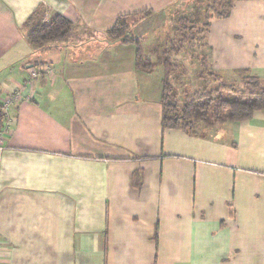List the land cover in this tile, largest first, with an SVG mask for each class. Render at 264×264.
Wrapping results in <instances>:
<instances>
[{"label":"crops","instance_id":"crops-1","mask_svg":"<svg viewBox=\"0 0 264 264\" xmlns=\"http://www.w3.org/2000/svg\"><path fill=\"white\" fill-rule=\"evenodd\" d=\"M182 1L0 0V264H264V112L163 128L169 73L151 48ZM146 10L132 35L151 72L135 44L104 42ZM41 11L73 23L67 41H28ZM205 43L222 76L264 81V0L237 1Z\"/></svg>","mask_w":264,"mask_h":264},{"label":"trees","instance_id":"trees-1","mask_svg":"<svg viewBox=\"0 0 264 264\" xmlns=\"http://www.w3.org/2000/svg\"><path fill=\"white\" fill-rule=\"evenodd\" d=\"M237 1L243 0H214L211 8L217 6L220 9L211 14L209 13L211 8L206 11L205 23L201 29L205 33V38L201 47L209 51V57L198 55L197 58L204 67L199 76L202 80H209V84L194 95L184 94L185 99L180 103L174 94L173 87L165 82L162 99L164 129H180L189 135H195L196 126L200 122L209 123L213 120L243 122L250 120L257 111L264 112V81L251 75L248 70H241L237 71L236 74L241 79L242 88L235 86L234 83H229L219 72L213 70L210 59L211 49L205 43L210 32L211 21L228 18ZM41 12L33 14L27 26ZM152 15H154L153 11L146 10L133 15L121 16L115 26L104 34V42L107 44H135L137 46L136 67L145 72H151L154 64L144 56L141 41L131 34L141 22ZM182 22L185 31L182 40L178 42L172 40L168 50L164 53L163 65L169 74L182 66L175 61L174 57L181 54L189 35L201 32L199 24L189 23L187 20ZM72 30L73 23L64 16L56 14L51 17L49 22L43 23L40 19L35 23L31 29L27 30V39L32 45L42 47L52 42L67 41ZM192 39L189 40L193 41ZM3 126L4 115L0 107V130ZM139 177L140 174L135 176L137 188L142 186L141 182L138 181Z\"/></svg>","mask_w":264,"mask_h":264},{"label":"rangeland","instance_id":"rangeland-1","mask_svg":"<svg viewBox=\"0 0 264 264\" xmlns=\"http://www.w3.org/2000/svg\"><path fill=\"white\" fill-rule=\"evenodd\" d=\"M214 0H184L181 3L170 9L168 15L162 17L164 26L159 28L157 33L160 38V43L153 45L151 48V54L153 55V60L157 63L159 60L162 64V57L164 53L168 50L169 45L172 40L178 42L182 40L185 31L183 20H187L189 23L199 24L201 26L199 33H194L189 35L184 43V48L181 55L174 58L181 66L180 70H175L170 72V74L165 76L167 83L173 87V91L180 103L184 101V94L194 95L200 92L204 86L209 84V80H202L199 76L200 71L204 70L203 65L197 58L198 55H205L209 57V51L206 48H202L201 45L204 44L205 33L201 30L202 25L205 23V15L207 14V9L211 8ZM220 8L215 6L211 8L210 14L219 10ZM46 13H39L33 21L28 24L27 30L31 29L35 23L40 19L43 23L45 22ZM132 35V34H131ZM133 36V35H132ZM193 38V39H192ZM192 39L193 41L189 40ZM229 83H234L235 86L242 88L241 79L239 75L232 72H227L223 76ZM216 120H213V122ZM208 125L206 123H201L196 126V132H207Z\"/></svg>","mask_w":264,"mask_h":264},{"label":"built area","instance_id":"built-area-1","mask_svg":"<svg viewBox=\"0 0 264 264\" xmlns=\"http://www.w3.org/2000/svg\"><path fill=\"white\" fill-rule=\"evenodd\" d=\"M45 73L49 74V75H53V70L51 68H45L44 71ZM41 72L38 69L32 68L30 70V79L32 83L33 80L38 79L41 76ZM20 93L16 92L14 94H12L10 97H8L4 102H3V108L5 109V112H7L11 105L13 104V102L17 101L20 99Z\"/></svg>","mask_w":264,"mask_h":264}]
</instances>
